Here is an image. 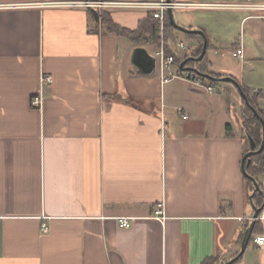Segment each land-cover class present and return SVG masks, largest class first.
<instances>
[{
	"label": "crops",
	"instance_id": "obj_1",
	"mask_svg": "<svg viewBox=\"0 0 264 264\" xmlns=\"http://www.w3.org/2000/svg\"><path fill=\"white\" fill-rule=\"evenodd\" d=\"M26 1L0 0V264H203L236 257L255 212L242 170L244 119L236 125L233 119L241 109L236 95L225 87L229 97L223 96L216 84L209 93L184 79L165 82L157 70L137 73L133 53L148 48L102 28L92 12L100 8L16 6ZM202 1L191 4L242 0ZM189 9L217 12L211 32L202 22L189 24L206 31L216 51H227L223 35L239 27L237 72L206 62L250 91L264 112V20L248 10ZM105 10L127 29L149 11ZM188 38L183 56L204 43ZM48 76L52 83L43 82ZM38 96L42 104L34 107ZM161 203L164 219L154 216ZM121 218L131 226L121 227ZM255 226L235 264H264V245L256 244L264 237V210Z\"/></svg>",
	"mask_w": 264,
	"mask_h": 264
},
{
	"label": "trees",
	"instance_id": "obj_2",
	"mask_svg": "<svg viewBox=\"0 0 264 264\" xmlns=\"http://www.w3.org/2000/svg\"><path fill=\"white\" fill-rule=\"evenodd\" d=\"M94 1V0H90ZM176 2V1H175ZM94 17L97 21L100 22L102 28H104L107 32L116 34L118 36H122L130 40L132 43H137L140 39L143 38L145 34H149L152 38V40L160 39V21L154 17V11L149 10L147 16L142 19L136 29H127L119 24H117L111 13L108 10L102 9L100 11L93 10ZM165 17V30L164 33L167 37L171 36V38H174V33L177 31L176 28H174L170 24V19L168 16L167 11L164 13ZM190 37H198L202 38L200 35H194V34H188ZM202 40V39H201ZM203 42L201 43V46L195 51V53L191 55H178L176 52L171 53V55L175 56V64L180 67V65L187 59L191 57H199L203 50ZM210 46V43L208 44V48ZM207 48V50H208ZM207 54V53H206ZM168 56V53L166 54ZM207 57L200 61H188L186 64L187 68H196L199 71V75L203 76L210 75L212 77H223L224 75L216 74L215 72L211 71L209 69L208 63L206 62ZM207 82L209 84H216L217 82L210 80L206 78ZM243 92L247 95L250 104L257 109L261 117L264 118V112L259 109L254 102L249 98V93L246 89L243 88ZM243 107H242V115H243V129L245 132V137L248 141L252 139L253 143L256 144L257 148L259 149L262 142H263V126L260 121V119L253 113L252 109L249 107V105L245 102L244 99H242ZM248 149L246 153L249 151ZM247 173L258 180L259 176H264V151L262 153L256 154L251 157V163L246 168ZM246 182L249 185V198L253 194L255 187L254 183L248 178L244 177ZM261 187L263 188L262 182H260ZM251 202L253 203L254 207L262 209V212L264 210V193L263 194H256L252 199ZM262 214V213H261ZM250 224H247L246 228L249 227ZM256 226L254 228L253 233L255 232ZM244 235V234H243ZM242 235V238H243ZM241 238V239H242ZM253 240V235L251 237L250 243ZM249 243V244H250ZM228 261L227 257H216L206 260L203 264H223L224 262ZM239 261V260H238ZM237 261V262H238ZM235 262V263H237ZM234 263V264H235Z\"/></svg>",
	"mask_w": 264,
	"mask_h": 264
},
{
	"label": "built area",
	"instance_id": "obj_3",
	"mask_svg": "<svg viewBox=\"0 0 264 264\" xmlns=\"http://www.w3.org/2000/svg\"><path fill=\"white\" fill-rule=\"evenodd\" d=\"M16 6L22 8H46V7H96L100 9L106 8H145L151 11H154V17L161 22L162 30L165 27V17L164 13L169 9V7L174 8H193V7H201L205 9L210 8H223V9H236V10H248L255 14V17L264 20V0H242L240 2H232V3H221V4H209V5H197L191 3H175L173 2L171 5L166 1H161L157 3H145V2H109V1H46V0H27L24 3L18 4ZM177 48L180 50L188 49L187 45L184 43H178ZM216 54H219L216 51ZM226 52L221 54L222 57L226 56ZM235 59H241L243 55L242 49H237L229 52ZM157 60V69H159L163 80L168 82L169 79H184L186 81L195 83L203 88H205L209 93H216V89L214 85L209 84L203 76L199 75L196 72L189 70H179L177 73L172 71V67L175 65V56H167L163 50L158 51L156 54ZM168 74V76L166 75ZM170 77V78H168ZM43 82L52 83V77H43ZM42 97L38 96L32 99V105L34 107H40L42 104ZM187 116H184L186 119ZM263 185V193H264V182ZM158 219H164L163 212V203L158 205V209L154 215ZM121 227L129 228L131 226V220L129 218H121L119 220ZM47 225L42 226V231L44 233L48 232ZM256 244L259 246L264 245V237L260 236L256 238Z\"/></svg>",
	"mask_w": 264,
	"mask_h": 264
},
{
	"label": "rangeland",
	"instance_id": "obj_4",
	"mask_svg": "<svg viewBox=\"0 0 264 264\" xmlns=\"http://www.w3.org/2000/svg\"><path fill=\"white\" fill-rule=\"evenodd\" d=\"M94 1H99V0H94ZM179 1H183V2H201L202 0H179ZM203 2V1H202ZM240 13V12H238ZM173 14L175 17V20L177 22V24L183 28L186 29H190V25L191 22L195 21V22H202L205 30H207L208 32H211L212 30H214L216 28L215 25V17L217 15L216 11H209V10H202V9H175L173 10ZM223 15H227L229 19H232V21H235V15L233 16L232 14L229 13H225ZM162 26L160 23V39H156V40H152L151 36L149 34H145L143 36L142 39H140L137 43H133L135 46H143V47H147L149 52H153V54L155 52L161 51L163 50L165 52V54L168 53V56H171V53H177L179 56L182 54H185V52H187L188 50H180L177 48V44L178 43H184L185 45H187L188 47H190V43L188 44L189 41V36L184 33V32H180V30H177V32L181 33L180 34V39H178L175 35L174 38H171V36L167 37L164 33V30H162ZM192 30V29H190ZM193 30H201L198 28H194ZM204 31V30H202ZM205 34L207 35L206 31H204ZM239 32V27L234 28V30L229 33V34H224V38H226V40H228V43H225L224 47L226 50H222L221 47H218V49H220L218 52L219 54H216V49H214V45L216 44L211 38H207L210 39L209 43L210 46L207 50V54L206 57L207 59H210L212 61H214L215 64L217 65H222L224 67H228L230 66L234 72H237L238 66L240 61H237V59L233 58L231 54H229V52H231L234 49V43H238L239 39H238V34ZM175 34V33H174ZM223 52H226V56L222 57L221 54ZM152 54V53H151ZM155 56V55H153ZM183 56V55H182ZM176 65V64H175ZM175 65L172 67L173 72L177 71L175 68ZM157 72L159 73V69H157ZM241 73H239L238 76H240ZM217 88L219 89V92H221V94L223 96H228V91L226 90L225 87H227L228 89H230L231 92L234 93V95H236V98L238 99V102H240V106L241 109L243 107V103H242V95L240 93V91H238L239 89L233 84V83H223V82H217L216 83ZM217 92V90H216ZM249 94L250 91H248ZM257 97H259L258 95H255ZM256 106L258 107V105L256 104ZM239 107H237V112L236 109L233 111V119L236 123H238V121H242L243 117H242V110ZM247 141V140H246ZM245 147L246 150L251 149V142L247 141L245 143ZM258 181L263 182L264 181V176H259L258 177Z\"/></svg>",
	"mask_w": 264,
	"mask_h": 264
},
{
	"label": "water",
	"instance_id": "obj_5",
	"mask_svg": "<svg viewBox=\"0 0 264 264\" xmlns=\"http://www.w3.org/2000/svg\"><path fill=\"white\" fill-rule=\"evenodd\" d=\"M166 2L171 5L173 3V0H166ZM167 13H168V16L170 19V24L174 28H176L177 30H180L186 34H194V35L202 36V38L204 40V43H203L204 45H203V50H202L201 55L197 58L191 57V58L185 60L180 65L181 70H190V71L199 73V71L196 68H187L186 64L188 61L200 62L205 58L206 53H207V48H208L207 35L202 30H190V29H186V28L179 26L175 20L174 14H173V7L170 6L169 9L167 10ZM132 64L134 65L136 72L141 74V75H153L157 70L156 57H154L146 49L141 48V47L135 49L133 56H132ZM205 77L210 79V80H213L215 82L233 83L239 89V91H240L243 99L245 100V102L249 105V107L252 109L253 113L260 119V121L262 123V126H263V142H262L260 148L256 149L257 148L256 144L253 143L252 139L250 140L251 149L244 155V157L242 159V170H243L244 175L246 177H248L254 183L255 190H254L253 194L251 195V198H253L258 193L263 194V189H262L259 181L257 179H255L254 177L250 176L247 173L246 168L251 163V157L252 156L259 154V153H262L264 151V118L261 117V115L259 114L257 109H255L250 104L247 95L245 94V92H243L242 87L234 78L229 77V76L217 78V77H212L210 75H205ZM254 210H255V212H254V216L252 218L251 224L249 225V227L246 229V231L244 233L240 253L236 257H234L230 261H227L224 264H234L244 255V253H245V251H246V249L250 243L251 237L253 235V231H254L256 222L262 213V209H260V208L255 207Z\"/></svg>",
	"mask_w": 264,
	"mask_h": 264
}]
</instances>
